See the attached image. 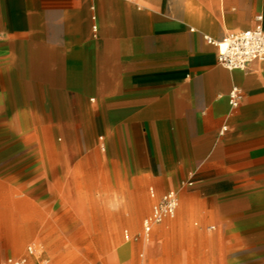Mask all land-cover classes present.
Segmentation results:
<instances>
[{"label": "crops", "instance_id": "1", "mask_svg": "<svg viewBox=\"0 0 264 264\" xmlns=\"http://www.w3.org/2000/svg\"><path fill=\"white\" fill-rule=\"evenodd\" d=\"M258 16L264 28V0H0V128L11 135L0 137V176H39L40 144L47 167H61L71 139L57 142L58 114L76 124L93 113L80 142L107 135L114 176H125L117 162L126 161L150 196H219L241 226L254 210L253 239L263 241L264 60L230 71L205 40L253 29ZM32 114L42 139L14 132Z\"/></svg>", "mask_w": 264, "mask_h": 264}, {"label": "rangeland", "instance_id": "2", "mask_svg": "<svg viewBox=\"0 0 264 264\" xmlns=\"http://www.w3.org/2000/svg\"><path fill=\"white\" fill-rule=\"evenodd\" d=\"M57 119V142L72 140L64 146L62 166L49 169L40 144L39 176H0V264L21 258L28 264H264V240L253 239L254 210L247 211L251 224L241 226L222 208L224 198L192 189H179L176 216L154 227L146 249L143 224L156 203L149 187L142 188L130 175L126 161L117 162L125 176H114L110 143L102 145L107 135L92 133L88 143L80 142L81 124H91L93 113L77 117L76 124L70 111ZM31 120L20 116L16 135L47 136L42 117L32 114ZM0 137L11 135L0 128ZM144 203L145 211L140 208ZM20 230L30 237L22 247L14 244Z\"/></svg>", "mask_w": 264, "mask_h": 264}, {"label": "built area", "instance_id": "3", "mask_svg": "<svg viewBox=\"0 0 264 264\" xmlns=\"http://www.w3.org/2000/svg\"><path fill=\"white\" fill-rule=\"evenodd\" d=\"M263 17L258 16L256 19L257 25L250 30L230 33L222 40H214L205 36L208 44L217 49L219 64L230 71H244L248 66L255 62L264 60V28L262 25ZM97 30V27H94ZM243 100V93L237 87H234L229 94V103L232 109H237ZM227 127H223V132ZM193 181H188L183 184V187H192ZM151 197L156 199V204L153 207L151 215L144 221V234L146 239L154 230V227L162 224L167 219H173L179 207V196L175 191H170L164 194L161 198L157 197L154 190L151 191ZM125 238L130 240V234L125 231ZM30 254H33V249H29ZM6 264H28L27 258L8 259Z\"/></svg>", "mask_w": 264, "mask_h": 264}, {"label": "bare ground", "instance_id": "4", "mask_svg": "<svg viewBox=\"0 0 264 264\" xmlns=\"http://www.w3.org/2000/svg\"><path fill=\"white\" fill-rule=\"evenodd\" d=\"M147 208V207H146ZM144 209V208H143ZM28 222V221H27ZM25 228V227H24ZM212 229H214V228H212ZM29 230V229H28ZM28 240H30V237H29V235H27V234H25V232L24 231H18V232H16V235H14V244L16 245V246H18V247H22L24 244H26V242L28 241ZM144 242L145 243H151V242H153L152 240H151V238L150 239H145L144 240ZM40 247V246H39ZM149 247V246H148ZM154 247V246H153ZM37 248V247H36ZM37 250H39V249H37Z\"/></svg>", "mask_w": 264, "mask_h": 264}]
</instances>
